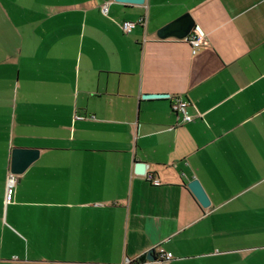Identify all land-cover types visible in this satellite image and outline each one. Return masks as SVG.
<instances>
[{
    "label": "crops",
    "instance_id": "obj_1",
    "mask_svg": "<svg viewBox=\"0 0 264 264\" xmlns=\"http://www.w3.org/2000/svg\"><path fill=\"white\" fill-rule=\"evenodd\" d=\"M185 14L195 55L158 37ZM14 149L41 153L8 201ZM159 247L165 264H264V0H0V264Z\"/></svg>",
    "mask_w": 264,
    "mask_h": 264
},
{
    "label": "water",
    "instance_id": "obj_2",
    "mask_svg": "<svg viewBox=\"0 0 264 264\" xmlns=\"http://www.w3.org/2000/svg\"><path fill=\"white\" fill-rule=\"evenodd\" d=\"M125 3H134L136 5H144L146 0H118ZM195 28V21L190 14H185L168 26L164 27L158 32L159 39L166 40L175 38L178 40H186L193 29ZM163 95H147L146 98H160ZM40 150L38 149H14L11 160V173L17 176L23 175L25 171L35 163L40 157ZM136 172L144 175L146 173V166L144 163L138 162L136 164ZM189 189L194 194L198 202L204 207L209 208L211 202L207 196L204 188L198 180H194L189 184ZM142 264H165L159 261L156 254V249L149 251L139 259Z\"/></svg>",
    "mask_w": 264,
    "mask_h": 264
},
{
    "label": "built area",
    "instance_id": "obj_3",
    "mask_svg": "<svg viewBox=\"0 0 264 264\" xmlns=\"http://www.w3.org/2000/svg\"><path fill=\"white\" fill-rule=\"evenodd\" d=\"M103 13L106 15L108 13V5H105L102 8ZM144 22H141L139 25L143 26ZM138 24L133 23V22H126L122 26V30L124 34H130ZM187 42L191 44L192 46V53L195 55L198 51L203 48V46L207 45V41L198 33L192 34V36L187 39ZM188 107V104L184 101H179L176 104L173 105V112L179 114L180 112H185V109ZM77 119H81V117H77ZM195 119L188 115L185 114L183 118V122L189 123L194 121ZM145 178L146 180L151 183L153 186L158 187L161 186V182L155 177L154 174L152 173H145ZM18 183V177L17 175L10 174L8 179H7V184H6V198L8 201L11 200V198L14 196L15 188ZM156 254L158 256L159 261L165 263L166 260H170L172 258V254H167L162 248H157L156 249ZM126 264H142L140 263L139 259L131 261L127 260Z\"/></svg>",
    "mask_w": 264,
    "mask_h": 264
}]
</instances>
